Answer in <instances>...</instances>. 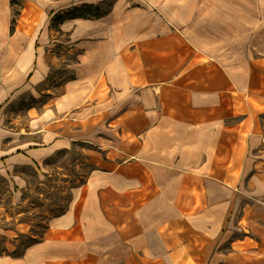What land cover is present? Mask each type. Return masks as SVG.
Here are the masks:
<instances>
[{"label":"crops","instance_id":"1","mask_svg":"<svg viewBox=\"0 0 264 264\" xmlns=\"http://www.w3.org/2000/svg\"><path fill=\"white\" fill-rule=\"evenodd\" d=\"M15 1L0 0L12 205L27 199L25 167L49 174L56 153L83 151L75 164L91 170L0 264H264V0H111L59 30L56 14L106 0ZM58 63L74 76L54 92Z\"/></svg>","mask_w":264,"mask_h":264},{"label":"rangeland","instance_id":"2","mask_svg":"<svg viewBox=\"0 0 264 264\" xmlns=\"http://www.w3.org/2000/svg\"><path fill=\"white\" fill-rule=\"evenodd\" d=\"M14 2L16 1L13 0ZM100 4L103 10L108 7L110 9L113 5L111 0L101 1ZM57 50L60 54L61 49ZM74 54L75 52L71 53L72 58L75 57ZM52 69L50 88L54 92H60L63 81L69 78L71 73L66 68H62L60 63L56 66L52 64ZM46 95L47 93L43 94L42 98ZM36 102L37 100L28 97L24 103L17 105V111L23 113L24 117L27 118L24 113L25 109L32 103L36 104ZM256 116H258L264 130V106ZM262 145L264 149V142ZM82 154L85 153L74 150L68 153H56L49 159L53 169L49 174L41 172L39 175L33 167H25V175L29 183L27 188L21 191L22 197L27 198L21 205H12L13 198L6 190L7 182L4 183V179L0 178V204H2L0 207V253L4 251L20 253L24 243L30 242L32 237L39 238L43 235L49 216H53L69 206L74 194L73 188L84 183L91 170V165L87 161L79 167L76 166L75 159L78 156L82 158ZM1 190L5 193L1 194ZM241 212V210L236 211V216L238 217ZM21 220L30 223V232L27 234L17 232V237L14 238L8 230H16L17 222ZM14 239L17 243L13 246L12 241Z\"/></svg>","mask_w":264,"mask_h":264},{"label":"trees","instance_id":"3","mask_svg":"<svg viewBox=\"0 0 264 264\" xmlns=\"http://www.w3.org/2000/svg\"><path fill=\"white\" fill-rule=\"evenodd\" d=\"M108 11H109V7L103 10L101 8L100 3L98 4L83 3L80 6L72 7L71 9L65 11V13L63 14H56L53 19V24H54L53 26H56L57 29L59 30L58 23L63 21L66 17H85V18L99 17L107 13ZM75 59L76 57H74V60ZM73 76L74 74L71 73L69 78H72Z\"/></svg>","mask_w":264,"mask_h":264}]
</instances>
